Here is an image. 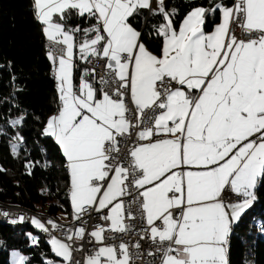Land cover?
Returning <instances> with one entry per match:
<instances>
[{"label": "snow or ice", "instance_id": "snow-or-ice-1", "mask_svg": "<svg viewBox=\"0 0 264 264\" xmlns=\"http://www.w3.org/2000/svg\"><path fill=\"white\" fill-rule=\"evenodd\" d=\"M156 4L33 0L59 101L42 134L62 151L73 219L83 221L68 230L66 241L87 236L98 246L84 264H135L145 255L141 241L156 245L146 255L162 253L160 264H229L233 225L264 183V0L193 7L178 26L175 9L166 10L164 0ZM141 9L162 17L153 26L159 54L130 22ZM209 13H219L220 22L206 32ZM74 19L88 26L73 25ZM77 56L89 64L102 61L104 74L97 80L95 67L85 69L76 87ZM17 149L13 145V155ZM232 194L239 197L235 203ZM93 212L104 223L87 232L84 217ZM32 223L48 232L40 220ZM132 232L139 236L132 245L105 243L115 239L105 233ZM66 241L52 236L49 243L71 264ZM26 261L14 254V264Z\"/></svg>", "mask_w": 264, "mask_h": 264}, {"label": "trees", "instance_id": "trees-1", "mask_svg": "<svg viewBox=\"0 0 264 264\" xmlns=\"http://www.w3.org/2000/svg\"><path fill=\"white\" fill-rule=\"evenodd\" d=\"M219 2L168 0L165 7L168 11L175 9L174 23L178 26L193 7L212 8ZM32 4L33 0H0V168L4 169L0 171V205H15L58 218L60 213H72L69 177L59 145L52 137L42 134L47 118L56 112L59 101L53 67L46 55L43 26L35 19ZM130 22L142 33L146 46L159 54L160 42L153 26H158L162 17L141 9L139 16ZM218 22L219 13H209L205 31H211ZM71 23L88 26L78 19ZM74 60L73 77L78 87L80 77L88 68L78 56ZM21 116L24 117L22 125L12 127L10 121ZM17 134L22 141L17 139ZM14 141L21 142L17 155L12 154ZM29 163L31 174L26 167ZM255 191V207L246 211L230 235L229 264H264V235L258 233L257 227L250 228L254 221L264 230V183ZM29 229L33 227L11 228L0 223V264H11L10 249L30 256V264H44L45 258L59 260L40 232L37 243L31 244Z\"/></svg>", "mask_w": 264, "mask_h": 264}, {"label": "built area", "instance_id": "built-area-1", "mask_svg": "<svg viewBox=\"0 0 264 264\" xmlns=\"http://www.w3.org/2000/svg\"><path fill=\"white\" fill-rule=\"evenodd\" d=\"M235 32L237 34L238 37L241 36L240 33V29L237 27L235 29ZM241 38H246V37H241ZM88 65L93 68L95 67L96 69V79H99L100 75H103L105 72V69L103 67V62L102 61H95L93 60L92 63H88ZM95 82V81H94ZM131 106V105H130ZM229 194L227 193L226 197ZM126 201L129 198H125ZM239 197L232 194L230 196V202H236V200H238ZM6 213V215H5ZM99 213H92V217L89 218L88 216L84 217V220L87 221V223L84 225L87 229V232H91L92 229L95 227V225L97 223H104L103 221L99 220ZM16 217H26V218H30V221H32V217H29L26 215L25 212L22 211H15V212H7L5 211V208H0V218H3L4 220H9L12 218H16ZM140 221V217L137 214L136 217V223H139ZM83 223V221H76L74 220L73 222L70 223H63V224H57L60 225L62 227L60 228H53L52 226L48 227V231L51 233V236H55L61 240H65L66 241V235L69 229H71L72 231H75L76 228H78L79 226H81V224ZM126 223H128V221H126ZM106 236H115L114 240H106L105 243L108 244H116L118 245L121 240L128 242L130 245L134 244L137 240H139V236L135 233H128V234H113V233H105ZM71 243L73 251H72V260H71V264H76V262L78 261L79 264H84L85 262V258L87 255L92 254L95 250L96 247H98L97 245L93 243H89V238L86 236L85 240L81 241L79 239H74L73 241H66ZM81 244H83V248H81ZM133 251H135L134 249H132ZM147 250H151L153 252H155L156 250V245L152 244L150 241H141V251L145 252V255H142L138 260L135 261V264H149V261H153V264H160V259L159 257L162 255V253H158L156 254L155 257H149L146 255V251Z\"/></svg>", "mask_w": 264, "mask_h": 264}, {"label": "rangeland", "instance_id": "rangeland-1", "mask_svg": "<svg viewBox=\"0 0 264 264\" xmlns=\"http://www.w3.org/2000/svg\"><path fill=\"white\" fill-rule=\"evenodd\" d=\"M47 46H48V41L46 40V50L48 51V47H47ZM47 51H46V52H47ZM51 65H52V64H51ZM86 66H87V68H88L89 70L92 69V68L88 65L87 62H86ZM0 67H1V65H0ZM73 74H74V72H73ZM73 83H74V85H75L74 77H73ZM93 83H95V82L93 81ZM56 85H57V82H56ZM78 86H79V85H78ZM52 115H53V114H52ZM17 118H19V117H17ZM17 118H15V119H17ZM15 119H13V120H15ZM0 135H1V129H0ZM13 145H18V148H19L20 145H21V142H19V141H14V142L12 143V147H13ZM224 195L226 196V195H227V192H225ZM236 201H237V200H236ZM227 202H228V201H227ZM233 203H235V202H233ZM5 205H8V204H5ZM8 206H10V207H11V206L17 207V206H15V205H8ZM18 207H19V206H18ZM254 207H255V201H254L253 205L251 206V208H249L248 210H252ZM22 208H23V207H22ZM24 209L33 212L34 214H32L31 217L40 220L41 223H44V222H45L44 224H45V226H46L47 228H48L49 226H51V225L48 224V221L45 220V219L43 218V216H49V217L51 218L50 220L54 221L55 223H56V222L67 223V222H69V221H71V220H74L73 217L70 218V219H67L69 215H67V214H65V213H60V214L58 215V218H57V217H55V216H53V215H51V214H46V213H42V212H41V213H39V212H34V211L29 210V209H26V208H24ZM246 211H247V210H246ZM19 220H20V218H19ZM0 223H2V224H4V225H7L5 222H3V221H1V220H0ZM237 224H238V223H236V224H234V225L236 226ZM7 226H9V225H7ZM19 226L33 227V229H29V230L27 231V235H28V237L30 238V240H31V244H32V245H34V244L32 243V237H35L36 240H37V239L39 238V237H38V233H39V232H40V233L42 232L41 235H42V237H43L44 231H42V230L36 228V226L32 223V221H31V223H21V224H19V225L9 226V227H11V228H15V227H19ZM252 227H257L258 233L264 235V230L262 229V227L259 226V223H258V222H254V221H252V224L250 225V228H252ZM43 238H44V237H43ZM58 239H59V238H58ZM49 241H50V240H49ZM49 241H48V242H49ZM15 253H19V254L24 255L25 257H27L26 264H30V263H29L30 256L25 255L24 253H22L21 251H19V250H17V249H10V250H9V259H10V263H11V264H14V254H15ZM89 255H91V254H89ZM87 256H88V255H87ZM48 261H52L53 264H64V263H62V262L59 261V260H54V259H50V258H45V259H44V264H47ZM36 264H38V263H36Z\"/></svg>", "mask_w": 264, "mask_h": 264}, {"label": "bare ground", "instance_id": "bare-ground-1", "mask_svg": "<svg viewBox=\"0 0 264 264\" xmlns=\"http://www.w3.org/2000/svg\"><path fill=\"white\" fill-rule=\"evenodd\" d=\"M0 208H5V211L7 212H15V211H22V212H25L27 216L31 217V212L23 209V208H20V207H14V206H5V205H0ZM20 217H16V218H12V219H9V220H4L3 218H0L1 221L5 222L7 225L9 226H15V225H19L21 223H31L30 221V218H26V217H23V220H19ZM43 218L47 221L50 220L49 217L47 216H43ZM12 220H17L18 222L17 223H12ZM74 220H71L70 222H73ZM68 222V223H70ZM45 223V222H44ZM42 233V232H41ZM43 237L46 239V240H50L51 239V233L48 231V232H44L43 234Z\"/></svg>", "mask_w": 264, "mask_h": 264}, {"label": "crops", "instance_id": "crops-1", "mask_svg": "<svg viewBox=\"0 0 264 264\" xmlns=\"http://www.w3.org/2000/svg\"><path fill=\"white\" fill-rule=\"evenodd\" d=\"M168 2V0H164V4H166ZM152 8H157V4H156V0H152ZM219 22H220V20H219ZM218 22V23H219ZM217 23V24H218ZM213 30V29H212ZM211 30V31H212ZM211 31H206V32H211ZM227 202V201H226ZM70 205H71V203H70ZM71 209H72V207H71ZM73 217V214L71 213L69 216H68V218L67 219H70V218H72ZM234 226L235 225H233V228H234ZM229 239H230V237H229ZM50 244V243H49ZM50 246H51V244H50ZM228 252H229V244H228ZM59 258V261H61L62 263H64L65 264V262L63 261V259L61 258V257H58Z\"/></svg>", "mask_w": 264, "mask_h": 264}, {"label": "water", "instance_id": "water-1", "mask_svg": "<svg viewBox=\"0 0 264 264\" xmlns=\"http://www.w3.org/2000/svg\"><path fill=\"white\" fill-rule=\"evenodd\" d=\"M46 55H47V52H46ZM51 63V62H50Z\"/></svg>", "mask_w": 264, "mask_h": 264}]
</instances>
